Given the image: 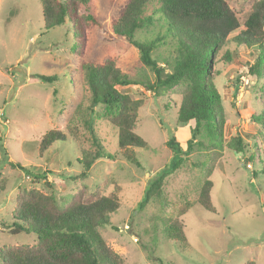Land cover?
<instances>
[{
  "label": "rangeland",
  "instance_id": "1",
  "mask_svg": "<svg viewBox=\"0 0 264 264\" xmlns=\"http://www.w3.org/2000/svg\"><path fill=\"white\" fill-rule=\"evenodd\" d=\"M123 1H90L86 8L101 26L90 30L86 48L79 53L73 50L68 18L46 29L39 0H0V254L37 242L33 232L9 231L20 187L53 193L68 205L86 199L92 191L101 195L115 185L119 206L99 232L124 264H264V130L251 119L263 108L264 78L258 80L246 72L257 49L231 40L244 29L254 0H225L240 26L228 35L229 42L213 66V85L221 97L224 119L221 141H211L204 127L197 128L193 120L176 121L181 87L156 96L129 84L121 90L144 100L135 131L148 148L135 149L139 165L118 154L115 160H97L86 178H76L81 148L90 147L80 123L81 141H57L39 153L40 136L50 128L65 131L75 105L80 100L88 102L82 59L101 63L109 57L131 78L154 81L155 74L140 62L138 49L111 31L110 22ZM164 27L161 19L136 30L134 38L148 40ZM172 45L168 39L152 51L160 65L173 55ZM35 74L56 80L45 82ZM93 126L103 144L114 150V127L102 119H96ZM235 135L247 143L242 153L226 146ZM170 137L179 144L181 161L166 175L160 196L140 207L148 182L174 155L166 144ZM35 173L45 176L36 179ZM207 180L214 211L196 203ZM187 202L193 204L187 207ZM173 220L182 225L186 244L168 237L166 225Z\"/></svg>",
  "mask_w": 264,
  "mask_h": 264
},
{
  "label": "trees",
  "instance_id": "2",
  "mask_svg": "<svg viewBox=\"0 0 264 264\" xmlns=\"http://www.w3.org/2000/svg\"><path fill=\"white\" fill-rule=\"evenodd\" d=\"M90 1L39 0L46 29L62 24L66 18L70 20L75 40L73 50L79 53L86 48L90 30L101 26L97 16L86 8ZM161 19L165 24L162 32H157L148 40L134 38L136 30L154 26ZM243 25L244 29L231 40L257 49V56L246 72L258 80L263 79L264 0H254ZM239 26L240 21L225 0H124L110 22L111 31L138 49L139 60L153 71L154 81L131 78L109 57L101 63L82 59L80 71L88 102L80 100L75 105L65 131L50 128L40 136L39 153L43 154L57 141H81L77 125L80 123L87 133L90 147L81 148L78 159L81 169L76 178H86L97 160H115L118 154L139 165L134 157L135 149L148 148L147 141L135 131L138 110L144 105V100L134 99L121 90L129 84H138L156 96L173 87H181L176 104V121L184 123L193 120L197 128L204 127L211 141H221L224 119L221 97L213 85V66L219 51L229 42L228 35ZM168 39L173 43V55L160 65L152 56V51ZM229 52L227 49L225 55L228 56ZM167 67L170 70L165 72ZM34 76L45 82L56 80L55 76ZM262 103V111L251 115V119L264 130V98ZM96 119L106 120L114 127V150L104 145L97 134L93 126ZM166 144L174 155L164 169L148 182L139 202L140 207L160 196L166 175L181 161L179 144L174 138L170 137ZM226 146L242 153L247 143L241 136L235 135L226 142ZM44 176L45 173H35L34 177L39 179ZM114 188L115 185L110 186L101 195L92 191L84 200L63 205L53 193L20 187L9 231L33 232L37 242L5 249L0 254L1 264H124L122 257L106 244L99 232L100 227L110 223V213L119 206ZM210 188L211 182L207 180L196 203L214 211L209 197ZM192 204L187 202V207ZM178 224L176 220L168 223L167 235L186 244L182 225Z\"/></svg>",
  "mask_w": 264,
  "mask_h": 264
}]
</instances>
